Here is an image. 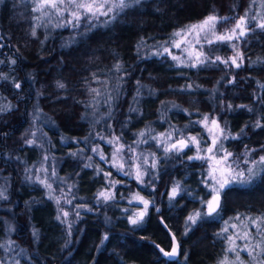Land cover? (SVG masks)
<instances>
[{
  "label": "trees",
  "instance_id": "obj_1",
  "mask_svg": "<svg viewBox=\"0 0 264 264\" xmlns=\"http://www.w3.org/2000/svg\"><path fill=\"white\" fill-rule=\"evenodd\" d=\"M32 7V0H0V73L7 76L0 79V106L12 105L10 111L0 113V187L6 189L8 197L0 200V245H4L0 247V261L218 264L227 247L224 237L218 235L221 229L238 214H264V172L247 185L233 184L225 189L219 214L198 221L184 235L185 218L196 209L205 210L199 200L210 198L209 189L202 183L208 164L189 161L186 152L165 157L152 137L173 129L176 137H202V125L194 122L207 114L222 127L226 123L233 135L244 128L238 139L225 141L226 150L233 153L229 159L238 160L239 169H247L252 160L264 155V128L252 126L257 120L264 122V100L257 99L264 97V31L255 30L235 42L244 55L240 68L231 62L212 63L217 56L223 60L234 55L226 43L208 45L203 40L200 48L209 60L198 67L180 64L168 54L152 53L167 47L177 37L175 32L202 20L213 9L220 16L235 18L246 8L250 15H264L260 0L255 4L252 0H142L86 35H80L85 32L82 24L78 30L39 27L35 37L30 34L35 23L32 17L39 14L33 13ZM233 23L218 24L217 33ZM117 63L122 66L120 71L114 67ZM233 78L234 83H229ZM57 81L66 88L59 89ZM15 82L21 84L20 89L14 87ZM90 88L97 89L99 95ZM228 104L233 106L231 110ZM96 114L104 116L102 123L94 122ZM142 131L145 135L140 137ZM114 136L121 137L119 143L139 146L140 153L152 152L159 159L158 168L152 170L158 176L154 188L139 185L91 152L92 147L105 145L106 139ZM26 139H34L36 144L29 146ZM140 140L146 142L137 143ZM248 149L256 151L246 157ZM30 150L35 156L28 153ZM245 158L249 163H244ZM261 167L256 165L257 170ZM41 168L47 170V176L38 174ZM97 169L111 172V179L120 182L113 189L115 201L98 202V192L107 185ZM52 170L58 180L48 181L54 195L66 196L72 204L62 198L57 205L47 197L48 190L35 182L36 176L45 179ZM28 175L33 180H27ZM149 179L146 176L145 181ZM175 181L191 195L183 194L170 205L167 193ZM69 185L73 187L69 189ZM133 193L155 202L136 226L128 222L136 209L129 203ZM61 209L69 213L67 218ZM58 214L60 220L56 219ZM65 219L72 223L70 236L67 223H62ZM33 229L38 231V240ZM105 233L108 239L101 243ZM173 235L180 254L170 260L159 249L171 250ZM8 241L15 243L6 247Z\"/></svg>",
  "mask_w": 264,
  "mask_h": 264
},
{
  "label": "snow or ice",
  "instance_id": "obj_2",
  "mask_svg": "<svg viewBox=\"0 0 264 264\" xmlns=\"http://www.w3.org/2000/svg\"><path fill=\"white\" fill-rule=\"evenodd\" d=\"M142 0H32L33 7L32 12L38 13L39 15H35L32 17L35 23L31 28V36L35 37L37 35V28L39 27H49L52 28H72L73 30H78L81 28L82 24L85 28L84 33H80V35H86L87 31L98 26V24H108L114 21L122 12L126 9L132 8L134 6L140 5ZM252 3L255 4V0H252ZM261 6H264V0H260ZM233 9L236 7L235 5L232 6ZM251 7V5H250ZM55 17L58 22L52 23L51 17ZM49 18L47 23H44L45 18ZM105 18L103 21L101 18ZM234 21L232 26L229 29H226L223 33H217V25L220 23H229ZM255 30L264 31V15L259 13L255 15H250V9L246 8L244 10L243 15H240L238 18L230 17V16H220L213 11L209 12L202 20L197 21L196 23L186 25L184 28L178 30L173 35L181 36L182 34L187 37L192 35L195 37V43L200 44L201 38L203 34L204 42L208 45H213L215 43H226L230 44L232 49L234 50V55L228 57L227 59H223L219 56L215 57L216 61H220L225 65H229L231 62V66L235 68H240L244 61V55L239 50L236 41H240L241 38L246 37L248 34L254 32ZM211 35L213 39H208V35ZM47 39V37H46ZM187 43L188 41L185 39L183 41ZM43 43V41L41 42ZM167 43V42H166ZM173 47L180 48V42H174ZM139 51V45L137 46ZM153 55L163 56L164 54L172 55L171 49L169 47H163L162 51H156L152 53ZM201 57H204L203 59ZM172 59L174 61H179L180 63L186 64L185 61L180 60L178 56L172 55ZM209 60V58L203 53L198 52L195 57V62L192 64H186L189 67H198L205 65V63ZM12 64H15L16 61L12 60ZM116 71L121 70V64L117 63L114 65ZM0 79H7L6 74L0 73ZM235 78L229 80V83H234ZM139 84V81H137ZM14 87L16 89L21 88V84L19 82L14 83ZM57 87L59 89H65L66 85L62 82L57 81ZM187 88H191L192 85H187ZM261 88H264V85H261ZM90 92L96 93L99 95L97 89L90 88ZM139 89L137 90V96H139ZM112 97L109 96L108 100L111 101ZM258 100H264V97H257ZM108 102V101H106ZM91 105H85V107H90ZM175 107V105H174ZM232 105L228 104L227 108L229 110L232 109ZM239 108H247L246 105H238ZM12 109V105L8 104L6 106H0V113H4L10 111ZM131 111H135V109H131ZM187 111V110H185ZM248 111H253L251 108H248ZM109 115L111 113L109 112ZM82 119L86 118V114H83ZM194 123L201 124L208 132L209 136L212 137L211 146L206 149H203L204 152L213 154L208 157L200 155L202 149L200 148L201 140L197 138V136H190L186 138H182L177 140L175 143L171 145H167V141L172 137L175 133V129L172 131L165 133H161L160 136L164 137L163 141H158V144L164 145L163 152L165 157L168 154L176 152L180 153L183 152L185 148H190L191 146H195L196 148V155L188 156V160H204V159H216L215 153L220 152L222 156L219 157L217 160V167L214 170H209L207 177L202 180V183L209 189L210 199L204 200L200 199L199 202L202 206V209H196L193 212L189 213L188 216L185 218V231L184 235H187L188 231L191 229L192 226L196 225L198 221L206 218V217H213L219 214L221 209V195L225 191V189L229 188L234 183L239 184H247L253 181L254 178L258 177L261 172H264V155L259 156L258 160H252L250 167L247 169H239V161L233 160L229 161L230 157H233V153L227 151L223 147V140L231 139H238L241 134L244 133V128L240 130V133L233 135L231 132L228 131L227 125L222 127L220 122L215 118L212 117L210 119L209 115L205 114L202 120L195 121ZM254 128H264V122L257 120L253 125ZM248 125H245V128ZM27 131L24 135H27ZM34 136L35 133H32ZM140 137H143L145 133L142 131L138 133ZM62 139H64L62 137ZM87 140V137L84 138ZM101 139H104L101 137ZM152 139H156V137H152ZM121 140L120 136H114L112 139L107 140V143L117 145L111 156V160L109 161L102 150L98 147H94L91 149L92 152L97 153L99 155L100 160L107 161L112 164L114 168L120 173H122L126 177H132L139 185L151 186L154 188L153 181L158 179L157 174L152 171L158 168L159 159L152 154V163L148 167H144L143 165L137 164L135 166V171L131 170V166L129 167L128 171L124 170V163L121 162L123 159V152L125 147L131 153L135 152V149L131 145H124L119 143ZM25 144L32 146L36 144L34 139H26ZM146 141L140 140L137 143H145ZM247 147V146H246ZM261 150L264 151V145L261 146ZM256 149H248L245 156L254 153ZM71 155H76V153H71ZM139 159L138 157H135ZM47 159V157H45ZM91 159V157H89ZM144 165L148 164V158L144 157ZM244 163H249L247 158H245ZM236 167H233V165ZM256 165H261L262 167L257 170ZM85 167H91V165H85ZM29 170L26 169V172ZM45 171H47L45 169ZM103 173L105 179L108 181V188L106 190H102L97 194V200L103 201L104 203L115 201L116 193L113 189L116 188V185L120 183L119 181L111 179V172H104L103 169H97V174ZM217 173L219 175H217ZM52 176L55 177L56 173L53 172ZM148 176L150 179L146 182L144 177ZM27 180H33L31 175L26 176ZM35 182H38L42 185L45 189H47V197L51 200H55L56 204L59 205L62 198L65 199V203L72 204L71 199H67L65 197L55 196L54 189L52 183L48 182L47 178L41 179L39 176L35 177ZM73 187L69 185V189ZM183 194L191 195L190 193H186L185 188L182 186L180 181H175L167 193L168 200L170 205L176 201L177 197L183 198ZM123 198V197H122ZM8 197L6 195V189L0 187V200H7ZM133 201L137 202L138 204H142V210L134 213L132 216L128 217V222L131 225H139L143 222L145 216L148 215L149 208L154 206V200L145 199L142 195L138 193H133L131 195V199L129 203L131 204ZM62 211L63 217L67 218L69 213L67 211ZM91 211V209H89ZM127 211V210H125ZM156 211L159 212L160 209L156 208ZM79 212L76 213V216L79 217ZM57 220L61 219V216L58 214L56 217ZM238 224H232L231 227L236 231L232 232L231 234L225 235L229 232L227 227L221 229V232L218 235L224 237L227 247L225 248V255L224 257L218 261V264H264V214L259 216H247L243 219L238 214L235 217ZM247 221V222H245ZM62 223H67L68 228V235H71L72 223H68L67 220H63ZM163 223V221H162ZM227 223V222H226ZM242 226V227H241ZM166 227V225H165ZM253 228L255 232H253ZM11 231V229H10ZM33 237L35 239H39L38 231L33 229ZM108 239V234L105 233L101 243ZM237 241H243L242 244H238ZM14 241H8L7 244L9 246L14 245ZM0 247H4V245H0ZM159 248V245H156ZM160 252L169 258H174L179 256L180 254V245L176 243V238L173 235V245L170 251H165L163 248L159 249ZM247 253V256L251 258L250 261H244L241 258V252ZM227 253H233L234 259H229ZM186 257V254H185ZM0 264H4L3 261H0ZM16 264H19V261H16Z\"/></svg>",
  "mask_w": 264,
  "mask_h": 264
},
{
  "label": "rangeland",
  "instance_id": "obj_3",
  "mask_svg": "<svg viewBox=\"0 0 264 264\" xmlns=\"http://www.w3.org/2000/svg\"><path fill=\"white\" fill-rule=\"evenodd\" d=\"M48 19L49 18H45L44 19V22H46L47 23V21H48ZM51 19H52V23H56V22H58L57 21V19L53 16V17H51ZM210 35V34H209ZM209 35H208V39H213V37H209ZM187 40L188 42L187 43H184L183 41L184 40ZM204 39H203V34H202V38H201V42L203 41ZM174 42H180L181 43V47L180 48H176V47H173V43ZM200 46H201V43L200 44H196L195 43V37L194 36H192V35H189V36H187V37H185L183 34L181 35V36H177L167 47H169L170 49H171V53H172V55H175V56H178L179 58H180V60H182V61H185L186 62V64H192V63H194L195 62V57H196V55H197V53L198 52H203L202 51V48H200ZM163 50V48L160 50V51H162ZM172 55H170V56H172ZM201 58H203V57H201ZM179 62V61H178ZM180 63V62H179ZM180 64H184V63H180ZM186 64H184V65H186ZM104 118V116H97V114L95 115V117H94V122H101L102 121V119ZM102 123V122H101ZM202 128H203V130H204V136H202V137H198L197 136V138L198 139H200L201 140V143H200V148L202 149V151L200 152V155H203V156H205V157H208V156H210V155H213V154H209V153H206V152H204L203 151V149H206V148H208L209 146H211V140H212V137H210L209 136V134H208V132L205 130V128L203 127V125H202ZM167 132H169V131H165V132H162V133H167ZM161 134V133H160ZM160 134L158 135V137H156V143H157V145H158V147L159 148H161L162 150H163V146L164 145H161V144H158V141H163L164 140V137H161L160 136ZM191 136H194V135H191ZM188 137H190V136H188ZM101 138V137H100ZM182 138H186V137H184V136H180V137H176L174 134L172 135V137L167 141V145H171V144H173V143H175L177 140H179V139H182ZM111 138H108V139H106V141L104 142V144L106 145H108L107 147L110 149V153L108 154L106 151H105V145H99V147L98 146H95V147H98L100 150H102L103 151V153L105 154V156L107 157V159L110 161L111 160V158H112V156H111V154H112V152H113V150H114V148L117 146V145H114V144H109V143H107V140H110ZM225 141L226 140H223V147L226 149V147H225ZM104 146V147H103ZM139 147V146H138ZM138 147H135L134 149H135V152L134 153H131V152H129V151H127V149L125 148L124 149V152H123V159H122V161L121 162H123L124 163V170L125 171H128L129 170V167L131 166V170L134 172L135 171V166L137 165V164H140V165H143L144 167H148V166H150V164L152 163V159H153V157H152V154H154V153H152V152H148V153H146V154H142V153H140L139 152V149H138ZM93 148V147H92ZM91 148V149H92ZM92 152V151H91ZM183 152H186L187 154H188V156H193V155H196V148H195V146H191L190 148H185L184 150H183ZM31 156H35V153L32 151V150H30V152H28ZM92 153H94V152H92ZM164 153V152H163ZM95 155H96V157L98 158V159H100L99 158V155L97 154V153H94ZM220 156H222V153H220V152H216L215 153V157H216V159H204V160H198V161H201V162H207V164H208V169H207V171H206V173H205V176H204V178L205 177H207V175H208V172H209V170H214L216 167H217V160L219 159V157ZM135 157H138L139 159H136ZM144 157H147L148 158V164L147 165H144ZM229 161H230V159H229ZM106 163H107V165L108 166H111L114 170H116V168H114L113 166H112V164L111 163H109V162H107V161H105ZM45 164V163H44ZM43 164V165H44ZM44 166H46V165H44ZM44 166H43V168H44ZM117 171V170H116ZM53 172H55L54 170H52V171H50L49 172V174H48V177H45V178H47V180L48 181H50V182H55V181H57L58 182V180H56L57 179V177L55 176V177H53L52 176V173ZM118 172V171H117ZM42 173H45V176H47V173L41 168V169H38V174H42ZM217 175H219L218 173H217ZM144 179H146V176L144 177ZM65 183V182H64ZM63 184V183H62ZM61 184V188H63V185ZM234 184H239V183H234ZM248 184V183H247ZM247 184H242V185H247ZM106 185L107 186H105L106 188L104 189V190H106L107 188H108V181L106 180ZM233 185V184H232ZM139 195H142V194H140V193H138ZM143 196V195H142ZM144 197V196H143ZM145 198V197H144ZM146 199V198H145ZM210 199V198H209ZM132 204H135L136 205V209H135V213L136 212H138V211H140V210H142V208H143V205L142 204H138L137 202H135V201H133L132 202ZM242 219L244 218V217H241ZM245 222H247V221H245ZM239 223V221H237L236 219H234V220H230V222H228L227 223V228L229 229V232L226 234V235H228V234H231L232 232H234V231H236L235 229H233L232 227H231V225L232 224H238ZM242 227V226H241ZM253 232H255V229L253 228ZM237 243L238 244H242L243 243V241H237ZM6 247H9V245H6ZM10 249V248H9ZM241 258L244 260V261H250L251 260V258L250 257H248L247 256V253H245V252H241ZM228 257H229V259H234V254L233 253H229V255H228Z\"/></svg>",
  "mask_w": 264,
  "mask_h": 264
},
{
  "label": "water",
  "instance_id": "obj_4",
  "mask_svg": "<svg viewBox=\"0 0 264 264\" xmlns=\"http://www.w3.org/2000/svg\"><path fill=\"white\" fill-rule=\"evenodd\" d=\"M221 200H222V197H221ZM176 243H178V241L176 240ZM179 244V243H178ZM170 251V250H169ZM178 257V256H177ZM177 257H174V258H169V257H166V258H168V259H170V260H174V259H176Z\"/></svg>",
  "mask_w": 264,
  "mask_h": 264
}]
</instances>
